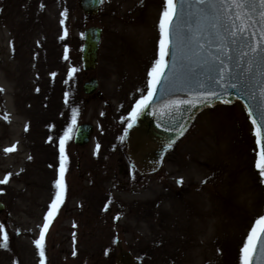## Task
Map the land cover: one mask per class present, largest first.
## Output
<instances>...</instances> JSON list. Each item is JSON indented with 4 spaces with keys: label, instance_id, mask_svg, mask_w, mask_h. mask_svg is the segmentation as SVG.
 Listing matches in <instances>:
<instances>
[{
    "label": "rangeland",
    "instance_id": "rangeland-1",
    "mask_svg": "<svg viewBox=\"0 0 264 264\" xmlns=\"http://www.w3.org/2000/svg\"><path fill=\"white\" fill-rule=\"evenodd\" d=\"M78 1L0 0V181L10 174L0 184V244L8 236L0 264H42L35 241L57 192L66 134L65 200L43 264H111L115 237L144 264H242L264 217L257 135L244 105L202 109L158 173L139 174L124 133L149 92L165 0H103L89 17ZM89 26L103 30L90 73L80 60ZM92 76L99 83L89 96L82 84ZM84 122L94 130L81 147L73 138Z\"/></svg>",
    "mask_w": 264,
    "mask_h": 264
},
{
    "label": "water",
    "instance_id": "water-1",
    "mask_svg": "<svg viewBox=\"0 0 264 264\" xmlns=\"http://www.w3.org/2000/svg\"><path fill=\"white\" fill-rule=\"evenodd\" d=\"M101 0H79L78 6L86 16L97 15L101 10ZM262 6L258 3L254 11V19H261L259 13ZM235 9L227 16H219L215 10L201 12L200 7L185 5V15L177 22V28L173 32L172 56L169 58V68L162 80L161 85L151 98V103L139 112L135 117L132 127L128 124L125 128L124 142L127 158L130 165L141 175L157 173L165 156L179 138L184 135L190 123L195 120L197 114L203 109L217 106V104L227 105L239 101L244 105L247 115L252 111L253 115L249 118L251 122L255 119V132L257 127L264 120V110L260 108V100L252 98L253 93H259L261 84H264V63L254 66L253 75L244 76L250 56H245L248 51L247 42L239 38L233 42V37L229 32L233 24ZM206 17V18H205ZM238 26L241 21L235 20ZM212 23L218 26L213 29ZM189 28L191 29L189 31ZM260 24L257 23L249 28L244 35L251 38V42L259 44ZM82 34V45L80 50V60L82 69L88 73L92 72L98 61V50L101 41L102 28L89 26L84 28ZM256 31V36L251 34ZM195 36L196 39H192ZM197 41L204 43L203 49L197 46ZM224 48L227 55L217 51ZM229 56L231 59H229ZM223 59L231 71V78L223 84L215 83L217 74L221 68L219 59ZM99 81L92 76L82 84L85 94L91 96L96 93ZM235 83L236 88L223 85ZM210 92H216L219 99L211 100L205 104L203 97ZM229 103H223V100ZM189 101L190 103H184ZM251 106V107H249ZM253 123V122H252ZM254 125V124H253ZM93 125L84 122L76 127L73 142L78 146H85L90 142L93 135ZM256 146L258 154L261 145ZM259 139L264 145V129L260 130ZM4 206L0 202V212ZM116 264H143L136 255L124 247L122 239L114 238ZM253 264H264V251L258 246L257 253L253 256Z\"/></svg>",
    "mask_w": 264,
    "mask_h": 264
},
{
    "label": "snow or ice",
    "instance_id": "snow-or-ice-1",
    "mask_svg": "<svg viewBox=\"0 0 264 264\" xmlns=\"http://www.w3.org/2000/svg\"><path fill=\"white\" fill-rule=\"evenodd\" d=\"M103 2V0H101ZM190 3V6H198L201 9V12L215 10L217 17L219 16H227L228 14L232 13L235 9V15L233 17V24L230 29V36L233 37V42H235L236 38L244 40L247 42L248 51L244 52L245 56H250L251 59L248 61L247 67L244 71V76L250 77L253 75L254 66L256 64L264 63V0H258V3L262 6V10L260 11L259 15L261 19L257 21L254 19V11L257 7V0H165V10L162 13L159 29L161 33V39L159 41V54L158 60L155 63V67L149 73V92L147 96L142 99L136 105V111L133 112L132 117L133 120L139 114V112L143 111L148 104L151 103V98L155 95V92L158 90L159 86L162 83L163 78L166 75V70L169 68V58L172 56V48L174 47V43L172 40L173 32L177 28V22L183 19L185 15V5ZM66 17L67 13H63ZM206 18V17H205ZM235 20H240L241 23L237 26L235 24ZM63 23V21H62ZM259 23L260 28L259 31V44H255L251 42V38L244 35V33L251 28L253 25ZM218 25L216 23H212L211 27L215 29ZM191 29L189 28V31ZM64 36H67V30L65 29ZM252 37L256 36V31H253L251 34ZM63 38V37H62ZM192 39H196L195 36ZM197 46L201 49L205 47L204 43H200L197 41ZM217 51L223 52L227 55V51L220 47ZM65 59H67V54H65ZM219 59V57H216ZM229 59L231 57L229 56ZM219 63L221 68L217 74V79L215 83L223 84V82L227 79L231 78V71L228 65L225 64L223 59H219ZM77 71L76 68H72L69 72V79L72 78V74ZM54 75V74H53ZM225 87H238L237 84L232 83L231 85H223ZM3 91V89H0ZM38 91V90H37ZM260 100V108L264 110V84H261L259 93H253L252 98ZM219 99V96L216 92H210L205 97H203V101L205 104H208L211 100ZM223 103H229L228 100H223ZM65 103H68L67 93L65 94ZM184 103H190L189 101H184ZM251 107V106H249ZM78 115L77 110H73L72 113V123H76V117ZM249 115L252 116L253 112L250 111ZM6 118V117H5ZM253 124L256 125L257 121L254 119ZM129 128L132 127L130 123L128 125ZM264 129V120L259 123L257 127V144L261 145V150L259 155V160L256 164L257 169L260 170L261 177H264V145L261 144V140L259 139L260 130ZM72 129L69 128L68 132H71ZM70 137L65 135V138L60 140V153H61V168H60V176L55 184V188L57 189L56 195L53 199L52 204L49 206V211L45 216V223L41 228V234L37 241H35V245L39 250V254L41 256L42 264L44 259V242L46 233L49 230V227L52 221L55 219L57 213L61 205L64 203L65 200V193H66V184L64 181V173L66 171V160L67 157L64 155L65 149V141ZM6 152H13L15 151V146L13 148L5 149ZM97 151H99V145H97ZM10 179V174L6 176V178L0 181V184H7ZM264 182V180H262ZM178 183H182V181H178ZM116 219H119L117 217ZM256 226H254L247 237V241L242 248V264H253V256L258 251V246L261 251H264V217H261L256 222ZM258 226V227H257ZM3 226L0 225V230H2ZM8 242L7 233L3 235V243L0 244V247H6Z\"/></svg>",
    "mask_w": 264,
    "mask_h": 264
},
{
    "label": "flooded vegetation",
    "instance_id": "flooded-vegetation-1",
    "mask_svg": "<svg viewBox=\"0 0 264 264\" xmlns=\"http://www.w3.org/2000/svg\"><path fill=\"white\" fill-rule=\"evenodd\" d=\"M123 245H124V244H123ZM124 247H125V245H124ZM125 248H126V247H125ZM115 253H116V252H115ZM113 256H114V257H111V258H110V259L112 260V261H111V264H116V263H115V257H116L115 254H114ZM142 262H143V261H142ZM143 264H144V263H143Z\"/></svg>",
    "mask_w": 264,
    "mask_h": 264
},
{
    "label": "bare ground",
    "instance_id": "bare-ground-1",
    "mask_svg": "<svg viewBox=\"0 0 264 264\" xmlns=\"http://www.w3.org/2000/svg\"><path fill=\"white\" fill-rule=\"evenodd\" d=\"M216 161H217V159H216ZM198 217V216H197Z\"/></svg>",
    "mask_w": 264,
    "mask_h": 264
}]
</instances>
